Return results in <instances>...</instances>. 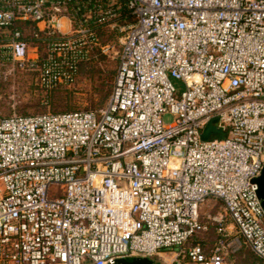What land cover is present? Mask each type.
<instances>
[{"label": "built area", "instance_id": "obj_1", "mask_svg": "<svg viewBox=\"0 0 264 264\" xmlns=\"http://www.w3.org/2000/svg\"><path fill=\"white\" fill-rule=\"evenodd\" d=\"M110 37L103 108L0 117V264L264 260V0H0V63L49 91Z\"/></svg>", "mask_w": 264, "mask_h": 264}, {"label": "rangeland", "instance_id": "obj_2", "mask_svg": "<svg viewBox=\"0 0 264 264\" xmlns=\"http://www.w3.org/2000/svg\"><path fill=\"white\" fill-rule=\"evenodd\" d=\"M104 43L110 44L107 53L99 51L95 57L84 63L75 82L51 91L20 71L11 74V65L0 63V117L14 113L36 114L103 108L108 102L116 78L117 51L120 48V42L114 37L105 39ZM173 82L179 91L185 88L182 81L173 79ZM164 119L170 123L174 117L166 114ZM215 136L223 138L225 134L219 133ZM54 190L57 187L52 188L51 196H58ZM208 242L212 244L213 240ZM154 260L164 264L157 257ZM226 264H264V260L249 246L242 244L236 252L229 253Z\"/></svg>", "mask_w": 264, "mask_h": 264}, {"label": "water", "instance_id": "obj_3", "mask_svg": "<svg viewBox=\"0 0 264 264\" xmlns=\"http://www.w3.org/2000/svg\"><path fill=\"white\" fill-rule=\"evenodd\" d=\"M218 121V118L212 119L208 125L206 126L202 138L204 140H208L212 133L219 134L221 133V128H218L214 123ZM259 185V196L262 199V204L264 206V168L262 174L255 180ZM115 264H161L160 262H156L151 257L145 256H133V257H126L120 258L116 261Z\"/></svg>", "mask_w": 264, "mask_h": 264}, {"label": "trees", "instance_id": "obj_4", "mask_svg": "<svg viewBox=\"0 0 264 264\" xmlns=\"http://www.w3.org/2000/svg\"><path fill=\"white\" fill-rule=\"evenodd\" d=\"M62 112H64V111H62ZM43 113V112H42ZM262 259V258H261Z\"/></svg>", "mask_w": 264, "mask_h": 264}]
</instances>
